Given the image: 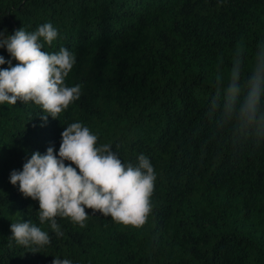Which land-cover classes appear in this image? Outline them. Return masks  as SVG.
I'll return each mask as SVG.
<instances>
[{"label": "trees", "instance_id": "obj_1", "mask_svg": "<svg viewBox=\"0 0 264 264\" xmlns=\"http://www.w3.org/2000/svg\"><path fill=\"white\" fill-rule=\"evenodd\" d=\"M45 23L58 37L52 45L41 38L42 51L75 55L65 85H80L81 95L44 126L47 113L34 102L0 105V264H264V93L252 118L241 112L264 59V0H0L5 35ZM0 55L11 59L6 48ZM237 59L242 91L230 106ZM75 122L123 163L135 166L141 154L152 163L144 226L86 208L83 228L56 218L58 237L39 222L38 201L10 183L34 151L58 154ZM23 220L51 243L17 244L10 225Z\"/></svg>", "mask_w": 264, "mask_h": 264}, {"label": "clouds", "instance_id": "obj_2", "mask_svg": "<svg viewBox=\"0 0 264 264\" xmlns=\"http://www.w3.org/2000/svg\"><path fill=\"white\" fill-rule=\"evenodd\" d=\"M58 31L45 23L34 32L22 27L13 34L0 32V48H6L11 59L0 55V105L34 102L44 113L40 118L44 126L48 117L57 119L81 95V86L68 87L65 78L72 70L76 57L67 48L58 53L42 51L41 38L52 45ZM18 63L13 66L12 60ZM241 61L231 68L226 96L229 105L241 94ZM264 93V59L252 70L247 82V93L241 107L242 114L252 118ZM98 137L79 122L66 126L61 133L58 154L48 147L46 154L34 151L23 164L22 170H12L10 183L18 185L25 198L38 201V219L48 222L59 237L63 232L57 217L70 218L74 224L85 227L87 209L92 214L110 216L125 226L140 228L152 213L151 197L155 189L156 172L148 157L141 154L138 164L123 163L109 144L97 146ZM65 161H69L67 165ZM72 165H75L73 167ZM11 238L17 244L43 248L51 243L48 232L30 220L11 223ZM38 252L34 250L33 253ZM52 264H72L70 259L55 257Z\"/></svg>", "mask_w": 264, "mask_h": 264}]
</instances>
